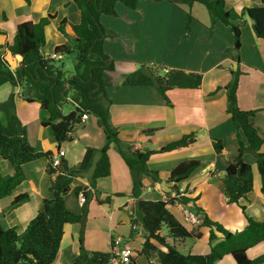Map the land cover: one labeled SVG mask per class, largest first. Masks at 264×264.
I'll return each mask as SVG.
<instances>
[{
	"label": "crops",
	"instance_id": "0c3cea01",
	"mask_svg": "<svg viewBox=\"0 0 264 264\" xmlns=\"http://www.w3.org/2000/svg\"><path fill=\"white\" fill-rule=\"evenodd\" d=\"M68 0H0V28L7 35L2 44L12 41L19 24L39 22L49 14L55 19L45 29L44 56H53L56 46L66 39L57 27L63 19L75 21L78 9ZM261 6V0H226V9L234 11L233 23L242 31L240 62L235 60L234 34L221 22L212 24L207 8L194 3L192 6L175 5L169 1L139 0L135 9L121 2L116 4V15H102L101 23L107 37L105 53L115 64L109 73L112 84L107 87L111 101V123L118 130L122 142H128L141 152L157 151L185 135L195 134L192 147L151 156L149 169L158 172L160 181L145 179L141 198L147 200H174L185 194L190 199L186 205L175 201L170 209L191 231L200 233L177 243L186 254L205 255L210 252V228L187 220L185 210L195 213L200 207L211 220L220 223L231 232L243 231L247 225L246 214L256 221H264V194L256 158L251 153L244 155L245 162L253 167V191L240 200L239 205L228 203L222 178L231 159L238 154L239 140L245 136L238 131L228 113L227 94L224 89L232 80V72L242 71L239 88V107L242 110H258L254 124L264 137V40L256 36L253 21L247 16L239 17L244 8ZM190 16L192 20H190ZM5 55L15 70L19 57ZM66 59H64L65 61ZM142 65L165 69H180L203 75L199 89H175L167 93L170 104L155 87L123 86L121 82ZM15 92L17 114L27 127L30 142L38 151H53L55 157H63L71 171L77 172L72 189L65 197L69 211L81 214L83 206L76 193L77 188L86 189L87 218L82 224H66L58 258L54 264H73L83 246L91 252H113V240L121 238L123 245L130 247L138 264H149L141 253L145 231L140 223L133 224L132 217L139 219L134 211L136 199L132 195L133 178L125 160L115 145L108 151L111 174L99 179L93 186V165L106 142L104 129L99 119L89 115L72 132L71 140L57 152V142L49 128L42 125L47 112L36 103L26 102L19 88L10 83L0 86V104ZM2 116V115H1ZM222 142L224 149L217 154L214 142ZM264 153V144L261 147ZM201 160V166L180 183L169 180L171 172L182 162ZM48 160L40 159L24 166L27 180L5 202L0 201V220L5 229L15 227L22 233L29 222L43 210L44 201L52 197L49 186ZM12 165L0 157V174L13 175ZM177 189V190H176ZM29 193L31 200L9 210L12 200ZM99 193V196L97 195ZM110 198L109 202H104ZM10 203V205H9ZM163 235H167L165 229ZM221 237V234H218ZM264 254V242L248 251L250 259ZM151 262L159 264L156 253ZM216 264H235L226 256ZM264 264V263H263Z\"/></svg>",
	"mask_w": 264,
	"mask_h": 264
},
{
	"label": "trees",
	"instance_id": "16d2710c",
	"mask_svg": "<svg viewBox=\"0 0 264 264\" xmlns=\"http://www.w3.org/2000/svg\"><path fill=\"white\" fill-rule=\"evenodd\" d=\"M169 1L175 5L192 6L194 3L204 5L211 17L212 24L223 23L234 34L235 60L240 62L242 31L233 23L234 11L226 9V0H153ZM31 4V0H26ZM121 2L135 9L139 0H68L75 4L78 18L75 21L63 19L57 30L66 39L65 44L56 46L53 56L46 57L42 49L46 44L45 29L55 19L52 14L39 22L26 21L19 24L14 39L6 44L0 42L9 51L11 57H19L20 62L15 70L5 55H0V86L10 83L19 88L22 98L29 103H36L47 112L42 125L49 128L57 142V152L62 145L71 140L73 130L82 122V115L88 114L99 119V126L104 129L106 142L99 150V157L93 165V186L99 179L111 174V163L108 155L111 145H115L125 160L133 178L132 195L136 199L134 211L139 219L133 218V224L140 223L145 231V240L141 253L147 257L149 264L152 253H156L159 264H216L226 256H231L235 264H263L264 254L250 259L248 251L264 242V221H256L246 215L247 225L243 231L231 232L220 223L210 219L205 210L195 208L200 225L209 227L211 246L205 255L185 254L178 249L177 243L189 238L200 237L201 234L189 230L171 211L170 206L179 201L187 204L190 199L185 194L174 200H147L141 198L145 188V179L159 182L158 172L149 169L148 161L153 155L169 153L192 147L196 144V135L189 134L180 140L171 142L157 151L141 152L135 150L128 142H122L118 130L111 123V101L107 95V87L112 84L109 73L115 71L113 60L105 53L104 41L107 37L101 23L102 15H116V4ZM237 16L253 21L256 36L264 40V0L261 6L244 8ZM192 17L190 16V20ZM7 32L0 28V39ZM62 56V58H58ZM69 56L75 57L73 71L66 68L65 61ZM242 71L238 68L232 72L231 82L224 87L227 94L228 113L238 131L246 141L239 140L238 154L233 157L222 178L225 196L228 203L239 205L246 198L254 185L253 167L245 162L244 155L251 153L257 162L264 194V144L254 124L258 110H242L239 107V88ZM203 83V75L186 72L180 69H165L158 66L142 65L128 75L121 84L130 87L151 86L157 88L170 104L167 93L175 89H199ZM2 115V116H1ZM217 154L223 152L221 141L214 142ZM0 157L8 161L13 175L0 174V201L9 198L27 180L24 166L28 163L47 159L46 171L51 177L49 191L51 198L44 201L40 211L19 233L15 227L5 229L0 220V264H54L58 258L66 224H84L87 218L86 205L81 214L68 210L65 197L72 189L73 178L77 174L71 171L68 162L60 157V164L55 165L53 151H38L30 142L27 127L17 114L15 92L7 101L0 104ZM202 164L193 159L182 162L170 174L169 180L180 183L187 179ZM83 192L88 199L86 189L77 188L79 195ZM99 196V193H97ZM29 193L16 196L9 210L29 202ZM107 198L104 202H109ZM167 229V235L163 230ZM218 234L222 236L219 237ZM82 238L79 255L73 264H138L132 256L129 262H113V253L91 252L84 248Z\"/></svg>",
	"mask_w": 264,
	"mask_h": 264
},
{
	"label": "built area",
	"instance_id": "2783aa9c",
	"mask_svg": "<svg viewBox=\"0 0 264 264\" xmlns=\"http://www.w3.org/2000/svg\"><path fill=\"white\" fill-rule=\"evenodd\" d=\"M58 58H62V56H59ZM89 119V115L88 114H83L82 115V121H85ZM54 164L55 165H59L60 164V158L59 157H55L54 160ZM79 201L82 205L85 204L86 202V196L83 192L79 193ZM185 214L187 217V220L192 222L193 224H198L199 218L197 216L196 213L190 211L189 209L185 210ZM113 262L117 263H123V262H129V260L131 259V257L133 256V251L130 247L123 245V241L121 238H117L115 240H113Z\"/></svg>",
	"mask_w": 264,
	"mask_h": 264
},
{
	"label": "rangeland",
	"instance_id": "374dc122",
	"mask_svg": "<svg viewBox=\"0 0 264 264\" xmlns=\"http://www.w3.org/2000/svg\"><path fill=\"white\" fill-rule=\"evenodd\" d=\"M74 63H75V57L74 56H69V57H67L66 58V60H65V65H66V68H67V70H69V71H73V68H74ZM8 199H5L4 201H1V202H5V201H7ZM9 205H10V203H9ZM165 231L167 232V229L165 228ZM178 249H179V247H178ZM180 250V249H179ZM180 251H182V250H180ZM183 252V251H182ZM184 253V252H183ZM186 254V253H185Z\"/></svg>",
	"mask_w": 264,
	"mask_h": 264
},
{
	"label": "water",
	"instance_id": "95a60500",
	"mask_svg": "<svg viewBox=\"0 0 264 264\" xmlns=\"http://www.w3.org/2000/svg\"><path fill=\"white\" fill-rule=\"evenodd\" d=\"M177 190V189H176Z\"/></svg>",
	"mask_w": 264,
	"mask_h": 264
}]
</instances>
